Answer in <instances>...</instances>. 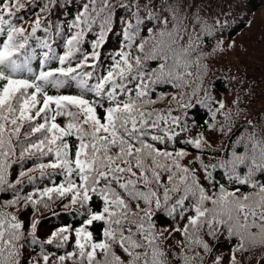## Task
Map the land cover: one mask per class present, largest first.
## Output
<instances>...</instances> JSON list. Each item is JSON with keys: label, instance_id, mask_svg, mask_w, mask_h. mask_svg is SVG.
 Returning a JSON list of instances; mask_svg holds the SVG:
<instances>
[{"label": "snow or ice", "instance_id": "snow-or-ice-1", "mask_svg": "<svg viewBox=\"0 0 264 264\" xmlns=\"http://www.w3.org/2000/svg\"><path fill=\"white\" fill-rule=\"evenodd\" d=\"M76 2L71 21L58 22L66 0H0V192L15 193L0 204V264H243L248 252L264 248V135L248 120L251 131L219 156L207 151L211 140L204 134L189 133L187 123L188 110L201 104L213 120L224 115L222 135L232 132L226 104L217 101L212 111L205 86L206 38L226 24L206 19L208 6L196 0ZM22 11L34 15L27 28L25 17H17ZM117 26L121 46L105 67L102 49ZM57 38L64 48L59 55ZM37 49L46 51L34 73ZM50 61L59 66L45 68ZM73 85L78 94H49L50 88ZM161 86L175 89L169 93L174 106L153 107L166 99L163 92L155 95ZM181 134L183 146L176 147ZM69 137L78 142L74 157ZM29 159L41 177L64 180L21 196L16 185L25 176L32 183L34 169L22 170L16 185L7 173ZM94 196L102 201L99 212L91 208ZM56 200L82 215L83 223L62 226L43 241L36 235L38 222L25 226L3 210L23 203L35 214ZM167 218L172 225L158 227ZM95 222L104 225L101 239L89 230ZM73 235V251L47 250L64 248ZM221 236L236 241L228 255L217 254L219 244L205 239ZM169 241H176L178 252L165 247ZM37 247L38 254L29 253Z\"/></svg>", "mask_w": 264, "mask_h": 264}, {"label": "trees", "instance_id": "trees-1", "mask_svg": "<svg viewBox=\"0 0 264 264\" xmlns=\"http://www.w3.org/2000/svg\"><path fill=\"white\" fill-rule=\"evenodd\" d=\"M229 1V0H228ZM227 1V2H228ZM240 0H234L232 2H236L239 3ZM248 1H252V0H248ZM61 2H65V0H61ZM243 4V3H242ZM29 7L31 8V5H29ZM78 8V3L76 2V0H66V6L62 9V15L59 16L58 18V22L59 21H67L70 22L71 19L74 17V15L76 14ZM34 11H38V9H33ZM60 11V10H57ZM19 16H24L26 22L23 23L24 27H29V25L31 24V21L34 19V15L32 12H27V11H22L20 13L17 14V17ZM53 20H57V16L54 12L53 14ZM249 21H243L242 18H239V22L238 23H234L231 22L233 25L240 27V28H245L246 24ZM37 35H43L42 32H38ZM94 37L89 36L88 39L91 40ZM2 39V38H0ZM210 38L207 37L206 38V43H210L211 41L209 40ZM30 43H33L32 41H30ZM120 30H119V26H117L116 31L114 34L110 35V37L107 39L106 44L103 46L102 49V56L101 58H103L104 60V66L106 67L108 64L111 63V59L110 57L114 54V51H116L117 49L120 48ZM85 51H90V46L88 44H85L84 46ZM113 47H115L116 49H113ZM54 48L57 52V54H62L64 48H63V43L62 41L57 38L54 42ZM37 57L35 59H33L32 61V68H33V72L34 73H38L41 69H40V65H39V60L42 58V53L43 51H46V49H37ZM220 62V61H219ZM219 62H216L214 59H207L205 61L206 65L208 66V69H213L215 70L211 75L207 76V82L205 84V86L208 89L209 92H211V96L213 98V100L210 102L211 103V108L213 106H215V104H217V101H223L226 104V108H225V112H230L231 113V117L232 120H235L239 115H241L242 111H243V103H245L247 101V98H245L244 95H240V94H236L235 92H232L230 95L228 96H223V94L225 93V87H224V82L226 80V78L231 77V67L226 63H222L219 64ZM58 65V61H50L48 63V65L45 66V68L47 67H57ZM218 71H217V70ZM244 72H246L243 69ZM264 76V72H262L261 74L258 75V77H262ZM212 78V79H211ZM211 79L210 84L208 83V81ZM210 85L212 87H210ZM233 86H235V84H233ZM212 88L214 90V92L212 91ZM157 91L159 92H163L166 96V99L161 101L162 103V107L163 108H168L169 106H174V105H170L169 101L171 100V96L169 95V93H174L175 89H172L171 87H164L161 86L157 89ZM185 91L191 92V89H186ZM49 94L50 95H57V94H78V89H76V87L73 85L72 87H65L63 89H60L59 91L56 89H49ZM158 94V95H159ZM198 97H202L203 93L201 94V92H199L197 94ZM89 99H91V97L89 96ZM195 99V98H194ZM105 106H107V101H105ZM100 116H103V110L100 109L98 110ZM212 111H215L212 109ZM240 113L239 115H237V113ZM210 110L209 107L205 106V105H201V104H197L195 108H190L188 110V116L189 119L193 122L192 124L189 123V125H191V129L193 130V135L197 134V133H202L204 134L207 138L209 135V131L211 130L210 125H212L215 121V119H212V116L210 114ZM220 120L225 124V117L224 115H222V117L220 118ZM57 122L61 125H64L66 123V119L64 117H58L57 118ZM220 133V132H219ZM238 131H232L231 133H229L228 137L226 138L225 142L223 143V145L220 147V143L219 144H214L213 140L214 139H210L211 140V145H205V148L207 149L208 152H212L213 150H215L219 156H225L226 154L230 153L232 151V147H230V143L232 142V140L237 136ZM68 142L71 145V151H72V155L74 157V153H75V146L78 143L77 140L75 139V137H69L68 138ZM176 147H181L183 146V139H181L180 143L175 145ZM191 151V149H190ZM199 154V153H197ZM16 159V158H15ZM49 158H45L43 162H46ZM206 161H208V157L205 156ZM212 162H215L214 160ZM19 166H24L25 167V171L28 169H34L35 170V165H34V161L32 159L29 160H25L23 162H16L12 164V167L9 168L8 173H11V183L16 185V178H17V168ZM48 170H53V169H48ZM220 172H222V170H218ZM54 172V170L52 171ZM51 172V173H52ZM64 180V177L58 174H54L51 177H48L47 179H45L44 181H42V183L38 184L37 187L39 188H44L46 186H51L53 183L55 184H59ZM35 178L32 181V183H35ZM24 183L22 185H16L17 189L21 188V191L23 194L20 193L21 196H25L30 192H33L36 188H29V187H23ZM245 192H251L250 188H243L242 189ZM15 196V193L12 191H5V192H0V204L5 203L8 200L13 199ZM63 203H67V200H65ZM49 207L48 208H43V212L42 213V217L39 218L38 215H34V210L31 206L25 207L23 205V203H21L18 206H14L16 207V209L20 208L22 206V208L18 211L19 213V219L22 220L25 224V226L30 225L33 221L38 220L37 223V230H36V235L38 237L39 240H45L43 239V236H41L39 234V228L40 229H48L49 232L47 233L48 236L51 235V233L54 230H57L58 228L65 226V225H70L72 228L78 227L80 225H82L83 223V219L84 217L80 214H78L76 211L70 210V209H66L62 206V203H60L59 200H56L55 202H49ZM39 207V206H38ZM91 208L93 211L99 212L102 208V201L98 198V197H93L92 201H91ZM40 211V210H39ZM82 211V210H81ZM30 217H33L32 219ZM56 218V219H53ZM53 219V220H52ZM52 221V222H50ZM44 224V225H42ZM172 225V220L171 218H167L166 220L162 219L158 221V226L159 227H169ZM104 225L101 222H95L92 226H90V229L93 234L94 237L96 239H101L102 238V229H103ZM27 230V227H26ZM181 237H178V240H180ZM206 240H208L209 243L216 245L219 244V248L217 249V253L218 252H227V251H231V244H234L236 241L235 239L233 240H228L225 236H221L220 239L217 240H213L212 238L210 239L209 237H205ZM74 243H70L69 245H66L64 248H56L55 245L49 246V248L47 249L50 252H54L56 253V255H63L65 254V252H71L73 251V245ZM173 247V249L175 251H179L178 248H175V244H171L170 241L168 243L165 244V247ZM262 248L259 249H252L250 254L247 255V258L249 259V264H258V259L255 255L256 251L261 250ZM39 247L36 248V250L33 252V250H30V253L32 255H36L39 253ZM31 258V256L29 257ZM169 259H173V257L170 255ZM65 264H72L71 260H68L65 262Z\"/></svg>", "mask_w": 264, "mask_h": 264}, {"label": "rangeland", "instance_id": "rangeland-1", "mask_svg": "<svg viewBox=\"0 0 264 264\" xmlns=\"http://www.w3.org/2000/svg\"><path fill=\"white\" fill-rule=\"evenodd\" d=\"M227 1L228 0H196V3L208 6L203 13L206 19L211 20L218 18L221 23L226 24L223 29L218 28L214 36H208L211 42L209 44L206 43L205 45L207 53H210L208 59H214L216 62L220 61L219 64L227 63L231 67L232 74L230 79L226 78L224 82L225 93L223 96H228L232 92H235L236 94L244 95L245 98H247V101L243 103L244 107L241 115L233 120L234 124L232 126V131H238V133L230 143L231 147L233 142L239 140L245 131H251V127L247 123L248 120H251L252 123L260 130V134L264 135V76L258 77L259 74L264 72V0H240L239 3L232 2L234 0ZM239 18H242L243 21H249L245 28L237 27L231 23H238ZM218 41H220L219 44ZM229 45H231V47ZM113 49L116 48L113 47ZM101 61L104 65L103 58H101ZM243 69L246 72H244ZM206 71L207 76H209L215 70L207 68ZM207 76L205 77V84L207 82ZM233 84H235V86H233ZM210 87L212 86L210 85ZM212 91L214 92L213 88ZM202 93L203 92L201 91V94ZM158 94L159 92L157 91L155 95ZM161 105V101H158L153 107L157 109H165ZM217 107L218 105L215 104L212 109L215 110ZM221 117L222 115L219 113L216 115L215 121L212 124L215 125L216 132L213 133L211 128L208 135L209 139H214V144L220 143V147L223 145L229 135V133L223 135L219 133L220 126L224 124L220 120ZM187 123L189 127V133L193 134L191 125H189V123L192 124L193 122L189 119L188 114ZM181 135L183 139L184 134ZM17 152H19V149H17ZM10 159L15 160V157ZM22 170H25L24 166H19L17 168L18 174L16 180L19 178V173ZM52 171L53 170H46L48 173H51ZM11 173L12 172L7 173L9 181L12 180ZM29 175H32L36 182L28 183L27 176H25L23 178V187L39 188L37 185L48 178V176L41 177L38 170H33L29 173ZM18 190L21 194H23L21 188H18ZM21 208L22 206L18 209H16V207H11L4 208L3 210L6 212L15 213L17 216H19L18 211ZM39 210L40 211L36 212L34 215H38L39 218H41L43 216L41 213L43 212V207H39ZM30 218L32 219L33 217ZM48 232V229L39 228V234L43 236V239L48 237ZM178 237H180L179 234H177L176 240H178ZM74 242L75 237L73 235L68 245ZM170 243L176 244V241H170ZM48 248L49 246H47V249ZM30 250L31 248L28 250L29 253ZM230 252L231 251H227L223 253L228 255ZM250 252H248L243 257V264L250 263L249 259L247 258V255H249ZM219 253L221 252H218L217 254ZM255 255L258 259V264H260L262 258H264V248L256 251ZM225 264H227V261H225Z\"/></svg>", "mask_w": 264, "mask_h": 264}]
</instances>
